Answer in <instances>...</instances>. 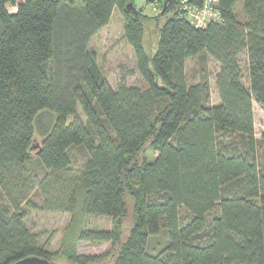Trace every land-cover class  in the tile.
<instances>
[{
  "label": "trees",
  "instance_id": "trees-1",
  "mask_svg": "<svg viewBox=\"0 0 264 264\" xmlns=\"http://www.w3.org/2000/svg\"><path fill=\"white\" fill-rule=\"evenodd\" d=\"M236 1L218 0L221 19L204 27L179 16L178 0L160 1L154 21L166 16L150 54L145 15L126 6L133 0H0V264L49 259L24 224L32 191L46 211L112 218L130 197L133 222L122 242L114 229L78 235L118 243L108 264H264V130L257 137L253 121V102L264 111V0H243L242 21ZM115 8L145 87H112L89 49ZM202 52L220 66L218 104L207 76L189 82L185 73L187 59ZM43 111L55 120L39 141ZM146 144L153 160L137 158ZM71 148L85 151L78 167ZM161 230L166 245L148 252V237ZM67 258L99 264L71 250Z\"/></svg>",
  "mask_w": 264,
  "mask_h": 264
},
{
  "label": "rangeland",
  "instance_id": "rangeland-1",
  "mask_svg": "<svg viewBox=\"0 0 264 264\" xmlns=\"http://www.w3.org/2000/svg\"><path fill=\"white\" fill-rule=\"evenodd\" d=\"M20 2L21 0H17ZM162 0H133L137 8L142 9V15H145L143 44L148 53H152L157 44L158 26L163 17L158 18L160 4ZM164 4V1H163ZM243 0H237L235 13L239 20H244L242 10ZM10 12L16 11V6L8 3L6 5ZM170 12L167 13V15ZM125 16L121 9L115 8L112 11L108 23L100 28L94 34L89 42V49L93 51L96 62L106 77L110 85L114 88L119 83L126 85H135L145 87L146 83L136 68V56L132 46L127 42L124 36ZM238 62L242 70V83L249 86L247 72L246 54L239 56ZM219 64L208 54L202 52L199 55L188 58L185 64V73L189 82L198 81L199 78L207 76L210 83V102L218 104L219 97L215 86L214 76L219 70ZM77 114L84 118L80 106H77ZM254 128L259 136L264 130V111L253 102ZM40 125H34L36 139L42 140V132L45 123L51 119V125L55 120V114L51 111H43L40 114ZM72 165L78 167L85 158V151L79 148H71ZM36 151L32 150V157L35 158ZM157 152L151 150L146 144L140 151L137 158H146L153 160ZM0 202H3V193L0 188ZM127 207L124 215L118 218H112L102 215H82L76 210L70 212H52L46 211L41 207V199L36 191H32L29 201L22 204L25 211L24 224L27 229L36 237L37 243L45 251L50 261L59 264H71L67 258V252L73 251L78 255L94 257L93 263L108 264L112 261L118 243L112 241L93 242L79 238V232L91 229L118 230L121 233L120 242H122L133 222V208L130 197H126ZM183 217H186L185 209L180 211ZM218 214V209L206 213L205 221L208 224L213 216ZM167 243V235L161 230L156 235H150L147 240L146 250L150 253H158Z\"/></svg>",
  "mask_w": 264,
  "mask_h": 264
},
{
  "label": "built area",
  "instance_id": "built-area-1",
  "mask_svg": "<svg viewBox=\"0 0 264 264\" xmlns=\"http://www.w3.org/2000/svg\"><path fill=\"white\" fill-rule=\"evenodd\" d=\"M178 13L197 27H204L221 19L218 0H178Z\"/></svg>",
  "mask_w": 264,
  "mask_h": 264
},
{
  "label": "water",
  "instance_id": "water-1",
  "mask_svg": "<svg viewBox=\"0 0 264 264\" xmlns=\"http://www.w3.org/2000/svg\"><path fill=\"white\" fill-rule=\"evenodd\" d=\"M127 8L132 7L133 8V3L129 2L127 5ZM164 7H165V2H164ZM163 7V8H164ZM38 145H33V148H36ZM10 264H59L53 261H50L49 259L45 257H41L38 255H28L25 257H22Z\"/></svg>",
  "mask_w": 264,
  "mask_h": 264
},
{
  "label": "crops",
  "instance_id": "crops-1",
  "mask_svg": "<svg viewBox=\"0 0 264 264\" xmlns=\"http://www.w3.org/2000/svg\"><path fill=\"white\" fill-rule=\"evenodd\" d=\"M254 115V114H253ZM256 134V133H255ZM257 136V135H256ZM260 136V135H259ZM259 136H257V137H259Z\"/></svg>",
  "mask_w": 264,
  "mask_h": 264
}]
</instances>
